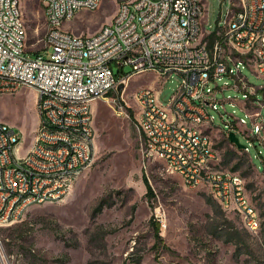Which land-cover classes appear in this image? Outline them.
<instances>
[{
  "label": "built area",
  "instance_id": "obj_1",
  "mask_svg": "<svg viewBox=\"0 0 264 264\" xmlns=\"http://www.w3.org/2000/svg\"><path fill=\"white\" fill-rule=\"evenodd\" d=\"M104 1L117 4V11L100 30L78 35L64 28L80 11L97 10ZM41 2L47 23L45 50L50 53L28 57L27 37L17 28V20L25 22L22 0H0V93L34 89L41 117L40 135L34 136L28 158L15 151V138H23L22 133L0 124V227L22 221L30 211L29 201L67 198L73 167L81 168V177L95 159L94 103L106 99L118 115L131 117L124 103L130 78L155 72L166 79L178 75L181 83L167 104L150 86L135 94L140 108L134 122L145 156L164 159L167 172L179 175L188 188L214 189L225 210L245 214L244 226L254 228L238 171L217 166L220 155L204 129L214 128L211 110L218 111L220 103H236L234 97L218 98L220 91L233 88L243 95L251 127L245 118H235L224 130L228 141L237 147L230 133L238 137L240 129L264 144V93L259 98L264 86L252 84L241 68L247 66L264 79V0H227L224 17L212 29L199 16L198 0ZM196 33H203V40H196ZM126 66L132 72L125 73ZM225 78L234 84L219 86ZM70 113H79V120H70ZM180 116L192 119L193 133L182 129ZM42 127H50V134L41 135ZM6 139H13V147H5ZM72 142H81V149L69 150ZM238 149L250 156L249 147ZM66 155H73V162H66ZM58 175H69V183H57ZM16 176L24 177L26 195L11 190ZM28 178H35V185H28ZM2 246L0 235V254Z\"/></svg>",
  "mask_w": 264,
  "mask_h": 264
},
{
  "label": "rangeland",
  "instance_id": "obj_2",
  "mask_svg": "<svg viewBox=\"0 0 264 264\" xmlns=\"http://www.w3.org/2000/svg\"><path fill=\"white\" fill-rule=\"evenodd\" d=\"M203 2L204 21L212 29L224 17L229 3ZM22 9L27 30L25 55L35 57L38 52L48 57L41 0H22ZM116 11L117 4L104 1L97 10L80 11L64 28L78 35L93 34L110 23ZM241 68L252 84L264 86V79L253 70ZM130 72L132 68L126 66L125 73ZM225 81L234 84L225 78L218 85ZM180 83L178 75L167 79L155 72L133 75L123 101L131 117L118 115L106 99L95 102L96 154L92 166L77 178L63 201L35 205L22 221L0 227V264H264V144L239 129L238 138L249 147L250 157L234 147L224 131L235 118H245L251 127L241 92L228 88L218 93L220 100L234 97L236 103H220L218 111H210L215 120L209 131L222 167L232 170L241 163L238 172L245 177L258 211V234L244 226L240 214L225 210L209 187H186L179 175L167 172L161 158L149 159L144 154L134 122L140 108L135 94L150 86L167 104ZM263 93L259 92L260 99ZM37 103V92L29 87L16 94L0 93V122L22 133L23 152L28 151L39 128ZM231 152L235 156L226 163ZM144 176L152 195H147ZM102 200L101 211H95ZM230 238L240 243V252Z\"/></svg>",
  "mask_w": 264,
  "mask_h": 264
},
{
  "label": "bare ground",
  "instance_id": "obj_3",
  "mask_svg": "<svg viewBox=\"0 0 264 264\" xmlns=\"http://www.w3.org/2000/svg\"><path fill=\"white\" fill-rule=\"evenodd\" d=\"M199 3V16H205L206 14V5L203 0H198ZM129 4H136V0H129ZM206 22V21H204ZM17 28L20 30L24 37H27V30L26 24L24 20H17ZM196 40H203V33H196ZM3 93H13V91H4ZM95 105V103H94ZM70 120H79V113H70ZM0 124H6L7 129H15L13 126L0 122ZM40 125L37 130V135H40ZM180 125L182 129H186V133H193L194 131V123L191 118L188 116H180ZM50 134V127H42L41 128V135H49ZM204 136H212L209 128L204 129ZM23 138H15V151H20L21 158H28V151H24L23 146ZM91 146H95V139H91ZM5 147H13V139H6L5 140ZM81 149V142H72L69 143V150H80ZM164 161V159H162ZM221 158H217V166H221L220 164ZM66 162H73V155H66ZM92 166V165H91ZM3 172V165L0 164V174ZM81 175V168L80 167H73V175H72V184L79 178ZM238 178H240V186H241V196H244V201H246V205L250 206L251 211H253V221H254V228H250V231L254 234H257L260 228L259 218H258V211L252 203V200L248 194L246 180L244 177L238 173ZM57 183H69V175H58L57 176ZM28 185H35V178H28ZM24 186V177L23 176H16L13 178L11 182V190H18V195H26V188ZM210 191L214 197V189L210 188ZM217 200V198H215ZM61 200L56 199H45V200H35L28 202V209H31L35 205L44 204L47 202H59ZM220 203V202H219ZM223 207V204L220 203ZM238 213V211H233ZM245 222V214H240Z\"/></svg>",
  "mask_w": 264,
  "mask_h": 264
},
{
  "label": "trees",
  "instance_id": "obj_4",
  "mask_svg": "<svg viewBox=\"0 0 264 264\" xmlns=\"http://www.w3.org/2000/svg\"><path fill=\"white\" fill-rule=\"evenodd\" d=\"M35 54H38V52H36ZM130 109V108H129ZM130 111V110H129ZM131 116L133 115L132 113H130ZM235 156V152H231L229 157L226 159V163H229ZM220 164H221V160H220ZM222 166V165H221ZM241 166V163H237L235 164L233 167H232V171H238L239 168ZM239 173V172H238ZM243 177V176H242ZM245 178V177H244ZM144 182H145V185L147 187V195H152L153 194V190H152V187L149 183V180L146 176H144ZM247 186V185H246ZM248 189V188H247ZM104 201L105 200H102L99 205L97 206V208L95 209V211H101L102 207L104 206ZM234 234V233H232ZM228 241H231V242H234L235 240L233 238H230ZM236 244V247H237V251L240 252V243L238 242H234Z\"/></svg>",
  "mask_w": 264,
  "mask_h": 264
},
{
  "label": "water",
  "instance_id": "obj_5",
  "mask_svg": "<svg viewBox=\"0 0 264 264\" xmlns=\"http://www.w3.org/2000/svg\"><path fill=\"white\" fill-rule=\"evenodd\" d=\"M122 85L119 87V89L121 90L122 89ZM230 140L232 141V142H234L236 145H237V147L238 148H243V145L240 143V140H239V138L236 136V133L234 132V131H232L231 133H230Z\"/></svg>",
  "mask_w": 264,
  "mask_h": 264
}]
</instances>
